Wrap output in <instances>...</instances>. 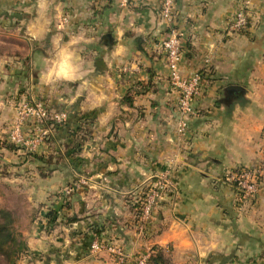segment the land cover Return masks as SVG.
<instances>
[{
    "label": "crops",
    "instance_id": "0c3cea01",
    "mask_svg": "<svg viewBox=\"0 0 264 264\" xmlns=\"http://www.w3.org/2000/svg\"><path fill=\"white\" fill-rule=\"evenodd\" d=\"M242 2L176 0L180 71L203 72L182 134L160 0H0L7 36L24 41L0 52V140H9L24 95L67 115L46 141L24 127L22 148L0 159V180L26 190L27 205L0 197L23 213L28 251L17 264H116L109 250H92L99 240L130 257L161 247L166 264H264V182L243 201L224 180L264 160V0L251 1L248 27L237 32ZM81 116L92 133L75 154L67 144ZM79 177L88 185L65 194ZM160 182L170 187L143 220L133 200Z\"/></svg>",
    "mask_w": 264,
    "mask_h": 264
},
{
    "label": "built area",
    "instance_id": "2783aa9c",
    "mask_svg": "<svg viewBox=\"0 0 264 264\" xmlns=\"http://www.w3.org/2000/svg\"><path fill=\"white\" fill-rule=\"evenodd\" d=\"M129 1L130 0H122V3L125 4ZM251 1L252 0H243L240 9L234 15L232 21V28L234 31L241 32L248 27L250 19L248 9ZM160 3V14L168 23L167 36L162 41L160 48L169 68L170 83L179 95L177 106L178 131L184 134L188 129L190 117L196 113L193 108V101L195 97L202 93L203 72H196L190 76H185L181 73L179 66L184 49L181 32L175 23L176 0H160ZM66 118V114H52L44 101L22 102L16 109V118L10 131L9 138L14 142H25V136L22 133L21 126L24 122L31 120L36 123L35 131L38 137L35 141L39 142L49 134L48 129H54L46 127L48 120H54L60 124L63 123ZM260 179H263V181H260ZM224 180L237 188L243 200L246 198L253 200L262 182H264V160L255 167L239 166L231 169L225 174ZM74 189V185L68 186L66 191L70 194ZM156 195L157 193H153V195L148 197L143 203L144 205L142 208L145 216L149 214ZM91 248L94 251L109 250L116 264H148L149 254L142 256L138 260H132L120 247L99 241L93 242Z\"/></svg>",
    "mask_w": 264,
    "mask_h": 264
},
{
    "label": "trees",
    "instance_id": "16d2710c",
    "mask_svg": "<svg viewBox=\"0 0 264 264\" xmlns=\"http://www.w3.org/2000/svg\"><path fill=\"white\" fill-rule=\"evenodd\" d=\"M87 122V119L81 116L79 127L70 131L72 140L67 144V148L71 149L75 154L81 153L88 137L92 133V129L87 126ZM46 126L56 129L59 127V123L54 120H48ZM8 146L13 150L17 149L14 144ZM37 158L47 164L48 167L54 165L56 161L54 155L49 157L37 155ZM48 167L46 170L51 171L52 169H48ZM42 174L47 175V173L43 172ZM261 180L263 181V179ZM134 206L138 210L140 203H136ZM56 214V211L51 209L48 212V217L52 220ZM22 216L23 213L18 206L7 207L0 205V258L6 264H17L20 257L28 251V244L20 231ZM169 262L170 258L166 256L161 247H152L148 264H166Z\"/></svg>",
    "mask_w": 264,
    "mask_h": 264
},
{
    "label": "rangeland",
    "instance_id": "374dc122",
    "mask_svg": "<svg viewBox=\"0 0 264 264\" xmlns=\"http://www.w3.org/2000/svg\"><path fill=\"white\" fill-rule=\"evenodd\" d=\"M3 21H5V22H3ZM0 22H1V20H0ZM3 24V25H2ZM13 42H15V46H17V44H19V46L21 47L23 44H24V41H22V39H20V38H17V37H13V36H7V31H6V19L5 20H2V22H1V25H0V52L2 53V54H12V53H10L11 51H12V49L14 48V46L11 44V43H13ZM22 44V45H21ZM22 48V47H21ZM16 53H19V50H16ZM32 95H24V97L23 98H21L19 101H16V103H15V105H14V107H15V110H14V112L16 111V109H17V107H18V105L19 104H21L22 102H25V101H28V102H35L33 99H32ZM39 101H42V100H39ZM46 104H47V106H48V108L49 109H51L50 107H49V105H48V103L46 102ZM51 111V110H50ZM16 118V117H15ZM14 118V119H15ZM64 123H66V122H63V123H60V124H64ZM13 126V125H12ZM12 126H11V129H12ZM24 127H26V130H28L30 133H32V134H34V137H35V140L37 139V137H38V134H37V132L35 131V128H36V123H34L33 121H26V122H24L23 123V125L21 126V130H22V133H23V135H24ZM47 127V126H46ZM48 128H51L50 126L48 127ZM11 131V130H10ZM48 131H49V134L43 139V140H40L39 142H42V141H46V139L47 138H49L50 136H51V132H54V130H52V129H48ZM9 140H10V138H9ZM9 140H7V141H3V140H0V159H2L3 160V158H4V154L6 153V150H13V149H11V148H9V146L8 145H15V147L17 148V149H19V148H22L21 147V145H23L25 142H14V141H9ZM16 150V149H15ZM82 156L81 155H79V158L78 159H81L82 160ZM83 160H84V158H83ZM81 163H82V161H81ZM3 167H4V165H2V164H0V179L3 177L2 176V173H5V170H2L3 169ZM164 176V175H163ZM4 181L5 180H0V197H3V198H5L6 200H7V198H10V200H12V201H14L13 202V204H15V203H17V202H19V204H21L22 205V203L21 202H23V204L25 203V205H27L28 203H27V198L25 197V193H26V190H25V184L23 183V182H18L17 184L18 185H15V186H11V187H9V186H7V184L5 185V183H12V182H8V180H6V182L4 183ZM82 183V184H81ZM88 185V180L86 179V178H78L77 180H74V181H70L68 184H66L65 186H66V188H68V185L69 186H73L74 185V187L76 188L74 191H77V190H79V189H81V187H82V185ZM164 183L162 182H160V184L159 185H157V186H159V190H158V188H156V186L154 185H151V186H153V190H150V189H142L141 191H139L140 193H138L137 194V197H135V199L133 200V202H135V203H140V208L138 209V210H136L137 211V213H138V216H141V218H143V220H147V219H149L150 217H151V215H152V213H153V211H154V208L156 207V204H157V199L163 194V193H165L166 191H168V187H170V185L168 184V185H163ZM24 185V186H23ZM27 185V184H26ZM64 186V187H65ZM150 187V186H149ZM172 187V186H171ZM152 188V187H151ZM156 188V189H155ZM261 188V187H260ZM169 190H170V188H169ZM260 190V189H259ZM172 191V190H171ZM173 191H175V189L173 188ZM259 192V191H258ZM257 192V193H258ZM65 194H67L68 195V192L66 191V192H64ZM153 193H157V195L155 196V199H154V202H153V205H152V207H151V210H150V212H149V214L147 215V216H145V214H144V210H143V208H142V206L144 205L143 203L146 201V199L148 198V197H151L152 195H153ZM71 194V193H70ZM238 196V199L240 198V199H242L241 197H240V194L238 193L237 194ZM134 196V195H133ZM144 196H146V197H144ZM4 199V200H5ZM243 201H251V199L250 198H246L245 200H243ZM5 201H3V202H1L0 201V205H2V206H5L6 204H2V203H4ZM134 203V204H135ZM21 209V208H20ZM29 213L30 214H32V210H29ZM99 242H104V243H106L107 244V242L106 241H102V240H99ZM122 249V248H121ZM122 251H124L123 249H122ZM125 252V251H124ZM142 256H144V255H141V256H139V257H130L132 260H138L139 258H141ZM0 264H6L5 263V261L2 259V258H0ZM239 264H244V263H239ZM245 264H253V263H249V262H246Z\"/></svg>",
    "mask_w": 264,
    "mask_h": 264
},
{
    "label": "water",
    "instance_id": "95a60500",
    "mask_svg": "<svg viewBox=\"0 0 264 264\" xmlns=\"http://www.w3.org/2000/svg\"><path fill=\"white\" fill-rule=\"evenodd\" d=\"M231 89H236V88L233 86V87H231Z\"/></svg>",
    "mask_w": 264,
    "mask_h": 264
}]
</instances>
